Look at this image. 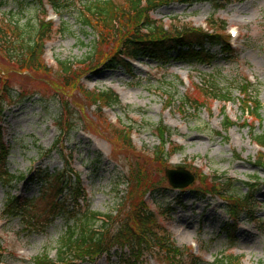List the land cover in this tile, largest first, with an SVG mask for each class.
<instances>
[{
    "label": "rangeland",
    "instance_id": "rangeland-1",
    "mask_svg": "<svg viewBox=\"0 0 264 264\" xmlns=\"http://www.w3.org/2000/svg\"><path fill=\"white\" fill-rule=\"evenodd\" d=\"M9 1L3 10L7 15H32L20 13ZM91 1L64 0L59 12L43 1L47 19L56 27L45 47L48 72L19 70L0 52V91L7 89L15 96H3L0 117L11 148L8 167L26 176L16 188L0 185V264H40L43 255L56 259L66 223L58 217L45 231L31 230L20 217L5 214L4 204L9 190L21 200L35 198L38 213L29 216L44 220L42 211L49 202L44 196L51 192L30 177L41 170H61L66 163L81 178L92 210L132 214L145 200L156 210L160 227L186 254L190 249L205 261L237 254L244 264L264 263V165L260 147L243 125L251 118L242 114L247 102L240 95L241 81L242 90L251 85L258 94L261 121L251 122L264 130V0L163 4L148 19L165 29L188 25L208 31L213 25L207 28V23L213 20L218 27L226 25L223 36L235 30L228 53L209 47L216 58L207 65L147 58L111 68L103 61L120 53L127 26L120 25L116 35L98 41V31L84 29L78 19V12ZM113 1L118 7L122 0ZM64 23L69 30L61 32ZM145 23L141 17L137 27L144 29ZM58 59L75 62L77 72L84 74L76 83L72 74L66 85ZM202 81L231 91L226 93L233 98L226 106L228 120L234 122L229 131L223 128L227 118L222 104L206 95ZM107 90L117 93L121 103L99 109L90 93L97 98ZM160 122L176 131L172 142L183 148L172 156L161 153ZM178 166L196 175L188 187H173L166 177V168ZM196 188L215 192L196 198ZM245 196H250L249 203ZM235 212L238 216L232 218ZM227 223L235 225L232 233L225 231ZM144 256L143 264H173L157 244ZM118 258L113 253L111 258L81 264H120Z\"/></svg>",
    "mask_w": 264,
    "mask_h": 264
},
{
    "label": "trees",
    "instance_id": "trees-1",
    "mask_svg": "<svg viewBox=\"0 0 264 264\" xmlns=\"http://www.w3.org/2000/svg\"><path fill=\"white\" fill-rule=\"evenodd\" d=\"M13 1L20 13L32 12V15L28 19H22L23 16H18L17 12L14 15L9 12L10 14L7 15L3 10L11 2L0 0V52L19 70L39 71L42 69L48 72L50 69L44 59L45 47L55 33L56 27L51 20L47 19L44 0ZM47 1L58 12L63 10L66 5L64 0ZM176 1L194 4L196 1L204 0H122L118 7L113 0H93L78 12V19L84 29L97 30L99 33L97 40L102 42L111 35H116L120 25L127 26V33H124L121 38L120 53L103 61L105 67L108 68L128 67L130 60L147 58L188 64L198 62L207 65L216 58V54L209 47L219 46L223 54L228 53L227 51L230 50L228 40L222 33L226 30V26L218 27L213 20V28L207 31L200 27L188 25L169 30L160 23L148 19L150 13L159 6ZM205 1L216 4L217 0ZM141 17L142 21L146 22L144 29L137 27ZM59 30L66 32L69 29L64 23ZM121 30L123 29H119V32H122ZM94 49H96L95 44ZM57 62L66 85L70 84L69 77L72 74H76L75 83L79 76L84 74V71L77 72L78 66L75 62L62 59H58ZM74 75L71 77L72 79ZM243 83L244 81L240 82L241 90ZM202 87L205 93L211 94L214 99L224 103L223 114L227 121L223 123V128L225 131H229L234 122L228 120L225 104L232 101V98L226 95L231 91H226L216 84L211 85L206 81L202 83ZM245 88L241 93L243 98H246L247 104L242 107V113L250 116L251 121H261L262 105L258 99V94L252 91L251 85ZM3 96L15 98L7 89L4 90V93L2 90L0 91V117L4 110L5 100ZM90 97L99 109L121 103L119 95L112 90L100 91L97 98H94L90 93ZM183 104L188 106L186 102ZM251 121L244 122L243 125L248 127L253 141L264 148V130H258L257 125ZM157 130L161 137V153L163 155H172L183 149L175 145L172 146L171 138L175 131L170 127L160 122ZM122 132L127 139L126 131ZM167 144L170 148L173 147L171 154ZM10 150V145L5 142L3 127L0 124V185L16 188L17 182L25 180L26 176H17L9 170ZM260 153V161L264 165V153ZM72 172L66 163L61 170L55 172L41 170L30 177L42 188L49 187L45 190L51 192L50 196H44L49 202L42 211L46 214L42 221L38 218L35 219L33 215L29 216L31 212H34V215H36L35 212L38 213L35 198L27 197L21 200L17 195H13L11 190L5 197L4 213L12 218L20 217L28 229L39 228L45 231L58 217L66 223V229L61 232L59 237L56 259L43 255L40 257V264H81L87 260L94 261L103 255L111 258L113 253L119 257L120 264H143L145 251L152 250L155 244L164 248L168 259L173 264H244L242 258L236 254L223 253L210 262L203 261L189 250L186 254L181 247L172 241L171 235L166 229H160L151 205L147 204L145 200L132 214H123L120 210L116 214L92 210L81 178ZM214 192L212 189H194L196 198H203L207 194H214ZM245 199L246 203H249L250 196H245ZM234 214L237 215L238 213L235 212ZM223 227L227 233H232L235 229V225L232 226L230 223Z\"/></svg>",
    "mask_w": 264,
    "mask_h": 264
},
{
    "label": "water",
    "instance_id": "water-1",
    "mask_svg": "<svg viewBox=\"0 0 264 264\" xmlns=\"http://www.w3.org/2000/svg\"><path fill=\"white\" fill-rule=\"evenodd\" d=\"M166 176L172 186L179 188L187 187L195 180V175L182 166L177 169L167 168Z\"/></svg>",
    "mask_w": 264,
    "mask_h": 264
}]
</instances>
